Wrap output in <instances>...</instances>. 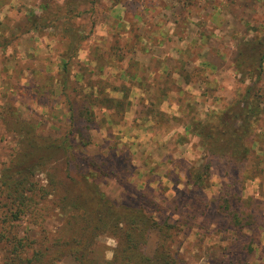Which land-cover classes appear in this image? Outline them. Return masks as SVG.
<instances>
[{
    "label": "rangeland",
    "instance_id": "374dc122",
    "mask_svg": "<svg viewBox=\"0 0 264 264\" xmlns=\"http://www.w3.org/2000/svg\"><path fill=\"white\" fill-rule=\"evenodd\" d=\"M91 1L64 0L73 15L59 18L51 34L33 31L26 45L0 40V175L28 150L55 149L25 181L19 221L4 220L13 202L0 198V264L14 237L28 239L30 257L41 253L39 264H79L99 253L101 264L142 259L122 236L125 220L103 224L111 207L126 214L129 206L162 227L152 228L146 256H162L166 248L158 243L165 238L175 264H264V114L244 161L219 157L207 170L197 133L211 111L244 92L238 51L246 39L264 42V0ZM144 59L166 70L148 75ZM188 170L203 173L200 191L189 184ZM233 182L241 189L243 222H254L238 233L217 209L224 185ZM75 215L81 234L67 238Z\"/></svg>",
    "mask_w": 264,
    "mask_h": 264
},
{
    "label": "trees",
    "instance_id": "16d2710c",
    "mask_svg": "<svg viewBox=\"0 0 264 264\" xmlns=\"http://www.w3.org/2000/svg\"><path fill=\"white\" fill-rule=\"evenodd\" d=\"M95 1L92 0L91 2L94 3ZM117 3H121V1H117ZM65 5L64 3L46 0L40 8V11H30L24 21L15 24L11 36L15 37L17 34L31 31H47L51 34L52 31H48L47 29L55 26L59 18L73 15L74 8L70 5ZM238 53L239 58L236 63V69L242 78L247 77L248 79L244 92L240 98L233 100L219 111H211L204 121L198 123L197 133L205 144L209 156L207 170L211 166L212 159H218L219 157L233 158L237 161L246 160L254 144L252 134L254 133L256 123L260 116L264 114V87L261 85V78L264 72V42L261 39L253 41L246 39L240 46ZM67 64V61H65V68H67ZM78 123L80 122L78 121ZM53 150L55 149L52 148V145L43 151L28 150L24 152L18 161L13 162L7 168L3 176L0 175V198L12 199L11 201L13 202V206L5 215L4 220L19 221L21 219L24 214L23 207L27 204L24 187L26 184L25 181L35 173V170L43 162L45 157L52 155ZM85 159H87L88 163L95 166L98 164L97 168L99 170L104 169L96 161L97 157L88 155ZM108 162V159L103 158L106 169L109 164ZM187 179L189 184L197 191H200L201 187L205 185V178L201 172L193 173L191 170H188ZM202 197L203 195L201 194ZM102 198L104 201L103 196ZM219 199L220 202L217 209L220 211L219 214L227 221L226 224L228 223V227L232 232H240L245 224L252 227L253 221L250 222L248 220V223L243 222L245 221V217L242 214L243 197L241 189L237 187L235 182L224 185V191L219 195ZM199 200L197 198L195 203H199ZM14 206L16 207L15 209H13ZM127 209V213L123 214L115 207H111L105 214L108 222L103 223L107 227L110 223L115 224V222L125 220V226L122 228L124 235L122 236L126 238V245H128V249L136 250L138 248L143 257L142 259L132 260L134 257L127 255L122 258V260H125L123 264H142V260H147L148 264H175V257L170 253L169 248L165 247V238H160L158 243L159 247L166 248L162 256L156 255L153 258L144 254V249L147 246L152 228L155 226L157 227V231H161L162 227L160 229L159 223L154 216L146 213L143 208L129 206ZM79 216L75 215L72 219L70 218L68 220L65 227V236L67 238H74L81 234L82 228L80 226L81 219ZM91 223L92 221L88 222V224ZM113 226L121 230L117 224ZM165 226L166 224H163L164 228ZM260 235H264V227H262ZM3 238L5 237L0 235V239ZM27 241L28 239H24L23 237H14L7 249L8 255L4 258L3 263L39 264L40 257H36V255H40L41 253L36 252L34 256L30 257L26 253L25 246H27ZM237 248H239L237 243L236 246L231 247L232 250H237ZM94 252L96 255L97 249L95 246ZM101 256L102 254L99 253L94 257H90V259L87 258L85 260L79 258V264H101L105 262ZM118 259L117 256L115 262ZM47 264L58 263L55 260H50Z\"/></svg>",
    "mask_w": 264,
    "mask_h": 264
},
{
    "label": "crops",
    "instance_id": "0c3cea01",
    "mask_svg": "<svg viewBox=\"0 0 264 264\" xmlns=\"http://www.w3.org/2000/svg\"><path fill=\"white\" fill-rule=\"evenodd\" d=\"M45 1L46 0H0V40L3 38L12 37L11 36L12 30L11 27H9V25H15L17 23H21L22 21H24L27 15L29 14V12L32 10V8H34L36 12H38L37 9H40L45 3ZM52 1L58 3L64 2V0H52ZM32 34H36V33L31 31L28 33L17 34V36L12 38L14 39V41L17 39L18 43H23V45H26V43L31 42ZM154 47L155 46H153V48ZM8 48L10 49L12 48V46L9 44ZM3 52H4V46L0 47V54H2ZM151 54L153 55L152 50H151ZM171 56L174 59L173 53L171 54ZM144 60L145 61L142 64H144V69H146V71L149 72L148 75L151 74H153V76H155L156 74L159 75L161 72H164L166 70L165 65L163 67L159 65L157 66V68H155L146 59ZM175 60L176 59H174L173 61ZM174 65L175 67L173 68V71L174 72L176 71V74L178 73V76H180V73L182 72L181 71L179 72L178 70L179 67H177L176 64ZM168 68L172 70V65H170ZM178 80L179 82H181L180 84L182 86H190V84L186 82V80L183 77H181Z\"/></svg>",
    "mask_w": 264,
    "mask_h": 264
},
{
    "label": "clouds",
    "instance_id": "9594fccd",
    "mask_svg": "<svg viewBox=\"0 0 264 264\" xmlns=\"http://www.w3.org/2000/svg\"><path fill=\"white\" fill-rule=\"evenodd\" d=\"M109 258H110V256H109Z\"/></svg>",
    "mask_w": 264,
    "mask_h": 264
}]
</instances>
